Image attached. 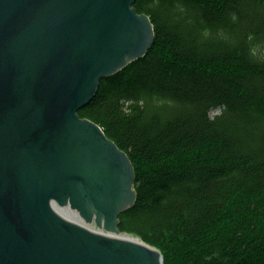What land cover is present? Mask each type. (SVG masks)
Listing matches in <instances>:
<instances>
[{
    "label": "trees",
    "instance_id": "trees-1",
    "mask_svg": "<svg viewBox=\"0 0 264 264\" xmlns=\"http://www.w3.org/2000/svg\"><path fill=\"white\" fill-rule=\"evenodd\" d=\"M133 6L152 46L78 110L133 165L118 229L164 264H264V0Z\"/></svg>",
    "mask_w": 264,
    "mask_h": 264
},
{
    "label": "water",
    "instance_id": "water-1",
    "mask_svg": "<svg viewBox=\"0 0 264 264\" xmlns=\"http://www.w3.org/2000/svg\"><path fill=\"white\" fill-rule=\"evenodd\" d=\"M134 2L0 0V264H164L118 229L127 153L78 113L152 46Z\"/></svg>",
    "mask_w": 264,
    "mask_h": 264
},
{
    "label": "rangeland",
    "instance_id": "rangeland-1",
    "mask_svg": "<svg viewBox=\"0 0 264 264\" xmlns=\"http://www.w3.org/2000/svg\"><path fill=\"white\" fill-rule=\"evenodd\" d=\"M150 49V48H149ZM218 111V109L217 110H215V111H212L211 112V114H214V113H216ZM134 181H135V179H134ZM133 187V186H132Z\"/></svg>",
    "mask_w": 264,
    "mask_h": 264
}]
</instances>
